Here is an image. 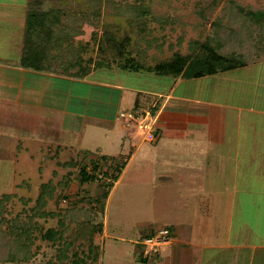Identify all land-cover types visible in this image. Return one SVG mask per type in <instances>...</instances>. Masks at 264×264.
<instances>
[{
    "label": "rangeland",
    "instance_id": "1",
    "mask_svg": "<svg viewBox=\"0 0 264 264\" xmlns=\"http://www.w3.org/2000/svg\"><path fill=\"white\" fill-rule=\"evenodd\" d=\"M84 1L87 0H74L68 8L73 12V18L75 14L100 16L98 23L93 22L94 25L99 24L97 29L101 30L99 34L97 33L94 48L92 47L95 57L96 43L101 32L104 29L110 30L118 39L129 27V19L116 16L113 13V5L105 0H100V4L94 2L90 6ZM236 1L243 7L257 6L258 3V0ZM228 2L229 0H146L152 14L166 20L163 29L156 21H151V25L155 26V35L159 37L157 42L163 44H159V48L152 47L148 55L161 57L169 55L172 48L179 47L176 42L181 35L185 36L187 41L196 38L203 40L213 35L214 28L211 22L223 18L229 7ZM41 5L42 8L43 3ZM161 35L166 36L165 39H162ZM94 39L95 37L92 38ZM187 44L186 41L182 43V50L187 49ZM141 45L145 46V43L141 42ZM131 49L135 54L133 43ZM260 64L227 71L216 77L180 78L174 86V93L195 99H168L160 112L153 113L154 119L150 123V129L155 139L152 141H146L138 136L133 130L134 125L125 126L128 121L120 118L118 112L135 114L138 109L147 108L150 103L147 97L155 96L144 91L162 89L155 75L98 70L102 72L99 74L106 81L124 83L137 91L142 90L141 94L137 95L136 91L123 89L120 110L116 112L113 106L114 115L118 116L114 122L101 120L95 123V119L83 118L82 126L76 128V132L72 131L73 133L62 132L61 129L60 132L56 127L52 130L46 121L47 118L42 116L48 107L53 109L51 114L55 110L61 112L62 106H66L68 110L81 109L77 99L66 98L69 84L63 81L52 80L49 83L41 81L38 90H43L45 86L46 98L41 96L40 126H35L42 134L39 137L30 136L35 126L27 127L25 124H29L27 120H18L15 109L8 110L6 123L2 124L7 125L10 132L8 131V135L0 133V197L2 194H9L11 199L6 202L5 211L0 216L3 220L0 225V264H62L55 259L57 244L51 245V242L44 241L37 232L35 233L37 238L31 244L30 251L18 252L28 257L27 261L18 253L12 256L13 260H7L15 250L13 242L3 233L2 229H5L7 224L4 221L16 214H22V217L29 214L41 224L42 230L58 229L60 220H64L61 213L69 209L68 213L72 215L66 213L65 222L70 225V220L74 221L73 217L78 214L79 208H89L83 201L77 202L74 206L73 200L80 198L76 193L81 196H95L103 186L93 181L79 189L77 168L60 164L71 159H82L87 161L88 165L90 158L97 159L102 155L114 156V160L122 167L104 207L99 212L103 230L101 235H96L100 248L95 264H236L233 257L237 256L241 249L219 247L223 237L222 229L226 231L229 228L231 215L232 221L235 222L226 231L231 245L234 240L250 241L257 237L255 226L259 214L256 207L251 206L252 204L249 206L240 199L235 201V208L227 214L229 209L227 212L224 211L228 197L226 193L233 186L237 188L250 187L252 184L254 186L256 183L254 169L262 167L264 170V166L252 164L251 156L246 155L247 158L244 159L239 155L240 142L236 133L237 128L243 129L246 126L247 131L256 139V127L264 126V118L250 113L245 114L234 106L240 104L242 96L244 101L247 100L248 88L254 91V86L242 81L244 78L249 80ZM261 68L264 69V64ZM77 88L83 91L87 89L82 86ZM101 91L103 94L111 93L104 88ZM93 92H100V89H94ZM136 98L142 103L141 108L135 107ZM229 104L234 106L230 107ZM105 105L108 106L106 103ZM107 108L112 109L109 106ZM88 109L101 111L92 105ZM67 120L70 121L69 118ZM1 130L3 131L2 126ZM18 130H22L28 137H24L25 141L19 142L20 147L13 148L14 135L19 132ZM16 131L18 132L15 133ZM262 131L264 132V127L260 131L264 134ZM57 144L69 148L60 150V155L55 159L43 161V152L47 146L55 147ZM191 146L195 147V151ZM179 173L186 175L187 178L177 180L176 176ZM43 185L52 192L51 196H45L46 203L42 207L44 211L55 213L50 217L40 216L37 211L39 209L36 208V198ZM206 192L211 196L205 198ZM198 204H215L212 214L206 219L210 237L215 239L212 240V244L216 246L208 249L189 246L185 262L167 258L168 251L163 254L161 260V252L167 250L176 240L172 236L169 241L156 247V252L152 253L156 258L153 263L151 259H148L147 263H141L139 254L145 256L142 241L150 233L157 234L166 227H175L178 222L189 224L188 221L193 226L196 225L195 228L199 231L202 218L196 214ZM239 204L242 205V213L237 209ZM234 227L237 230H234ZM170 230L172 232V229ZM79 244L86 250L87 241L77 240L76 245ZM63 264L70 263L65 261Z\"/></svg>",
    "mask_w": 264,
    "mask_h": 264
},
{
    "label": "trees",
    "instance_id": "2",
    "mask_svg": "<svg viewBox=\"0 0 264 264\" xmlns=\"http://www.w3.org/2000/svg\"><path fill=\"white\" fill-rule=\"evenodd\" d=\"M105 1L113 5V13L116 16L129 19V27L118 39L110 30L104 29L101 32L97 41L92 68H74L68 65L74 29L73 12L71 10L63 12L60 9H53L50 12L42 9L36 10L37 8L34 6L29 9L26 19L25 50L21 55L23 65L69 76H84L91 69L94 71L108 70L114 72L120 70L136 74H152L159 79L158 85L162 88L157 90H169L179 77L198 78L213 75L256 63L264 57V6L262 5L243 7L236 0H229V7H227L223 18L211 22L214 28L213 35L211 34L203 40L196 38L188 41L185 36L181 35L176 42L179 47L172 48L169 55L161 57L148 55V51L152 47L159 48V44H163V42H157L159 37L155 35V26L151 25V21H156L157 25L163 29L166 20L153 15L146 4V0ZM94 2L100 4V0H87L86 4L90 6ZM65 13H67L66 17L71 15L70 23H60V18ZM57 25L59 26L57 27ZM52 37L61 43L65 41V46L59 44L55 47ZM161 37L165 39L166 36L161 35ZM185 41L188 43L187 49L182 50L181 45ZM29 42L30 45H28ZM38 42H43V44L52 42V46L50 45V48L49 45L40 46L36 44ZM141 42H144L145 46H142ZM132 43L135 54L132 53ZM34 44L36 45L33 46ZM50 49H58V51L51 53ZM136 94L139 95L141 92ZM147 99H150V103L146 109L155 113L162 104L163 98L147 97ZM134 104L136 108L142 107L138 98L135 99ZM43 154V161L55 159L60 155V148L49 147ZM114 159V156L102 155L97 159L90 158L88 165L87 161H82V159L62 162L60 165L77 168L79 189H83L84 184L93 181L102 185L103 189L95 196H81L76 193L80 198L73 200L74 206L77 202L83 201L89 205V208H79L78 214L73 217L74 221L70 220V225L73 224L71 226L65 222V216L70 211L69 209L61 213V218L64 217V220H60L61 224L58 229L42 230L41 224L29 214H25L24 217L21 216L22 214H16L9 219L4 218V222L7 224L5 229H2L3 233L13 242L15 250L7 260H13L12 256L15 253L29 252L31 244L37 238L35 234L37 232L44 241L51 242V245L57 244L55 259L62 264L65 261L70 264H95L100 248L96 235H101L103 230V221L99 220V212L104 207L105 200L121 173L122 166ZM51 194L52 192L46 189V185H43L38 193L36 208L39 209L37 211L40 216L50 217V215L55 214L42 209L46 203L45 196H51ZM10 199L9 194L1 195L0 216L3 215L6 202ZM96 207L99 209L97 210ZM2 221L0 219V225ZM164 229L168 231V237H172L170 230L172 227ZM152 235L154 234L150 233L147 236ZM77 240L87 241L86 250L83 245H80V242L79 245H76ZM19 255L21 258L24 257L22 254ZM139 255L141 263L149 262L148 259H151L152 263L156 260L152 253H148L147 256ZM23 259L27 261L28 257Z\"/></svg>",
    "mask_w": 264,
    "mask_h": 264
},
{
    "label": "crops",
    "instance_id": "3",
    "mask_svg": "<svg viewBox=\"0 0 264 264\" xmlns=\"http://www.w3.org/2000/svg\"><path fill=\"white\" fill-rule=\"evenodd\" d=\"M73 2L74 0H0V133H2V135H8V131L10 132L8 126L2 124L6 123L5 119L8 115V110L11 109H15L18 120L25 119L27 120L26 122H29V124L25 123L27 127L33 128L35 125L40 126L41 117L39 115V109L41 104V96L46 98V89H44L45 86L43 87V90H38L40 88L39 84L41 81H44L46 83H49V81L51 82L52 80L67 82V84L69 85L66 98L68 97L69 99L71 97H74L75 99H77L76 101L79 102V104L81 105V109L69 110L66 106H62L61 112L55 110L53 114H51V111L53 109L50 107H48V110L43 111L42 116L44 118H47L46 121L47 123H49L52 130H55L56 127L58 128V131H60L61 129L62 132L68 133H71L72 131L76 132L77 130L75 129L82 126L83 123L81 120L83 118L95 119V123L96 121L99 122L101 120L114 122L116 120V117L118 116L114 115L115 113L113 111V106L116 109V112L120 110V103L123 100L122 90L128 89L136 92L142 91H137V89H133L134 87L126 86L124 83H119L117 81H106L101 76V74H99L102 72L94 71L92 69L89 73L85 74L84 76H69L62 73L38 70L23 65V63L21 62V55L25 50L26 19L28 11L29 9H31V6L37 8L36 10L42 9L50 12V10L53 9H60L63 12H67L69 10L68 6H70V4H72ZM42 3L43 7L41 8L40 6H42ZM257 5L264 6V1L262 2L258 0ZM66 16L67 13L63 14L62 18H60V23H70L71 15L69 14L68 17ZM100 19V16H96L95 14H75L73 36L70 46V54L68 57L69 66L74 68H92L94 60L93 48L97 40V36L101 31L100 29H97L99 24L94 25L93 22L98 23V20L100 21ZM58 26L59 25H57V27ZM94 37L95 39L92 40V38ZM52 42L55 47L59 44L60 46L63 45L64 47L66 44L65 41L61 43V41H55L54 38ZM51 43L48 42L46 44H43V42H38L36 44H39L40 46L49 45L48 47L50 48ZM36 44H34L33 46H35ZM28 48H30V46H28ZM56 51H58V49H50L51 53H56ZM259 63L261 64L254 70V73L251 74L249 80H246L244 78V80L242 81L244 83H247L248 85L254 86V91L252 92V90H249L251 88H248L249 95L246 96L247 100L244 101L242 96L240 104H236L235 106L234 104H229L228 106H234V108L245 112V114L250 113L256 115L257 117L264 118V69L261 68L264 64V57H262L256 63H250L241 68L258 65ZM234 70L237 69L229 71ZM225 72L207 76L216 77L218 74L220 75ZM180 78L184 77H179L169 90L156 89L155 91H144L148 92L150 95H154L155 98H163L162 104L160 105L157 112H160L163 109V106L168 99L188 98L186 96L177 95L176 93H174V86ZM253 78L256 79L253 80ZM77 86L86 87L87 89L83 91V89L77 88ZM103 88L111 93H101V90H103ZM94 89H100V92H93ZM242 93L244 94L245 91H242ZM188 99L193 100L195 98ZM93 102L95 104H93ZM105 103L109 107H112V109H108V106H106ZM90 105L100 108L101 111H89L88 107ZM121 112L123 111H119L118 113L120 114ZM57 116H59V118H56ZM67 118H69L70 121H68ZM64 125L66 126V128H63ZM1 126L3 131L1 130ZM263 127L264 126L256 127V139H254L252 134L247 131L246 126L244 127L246 128V130H244V128H237L238 133H236V137L240 142L239 155L244 159L247 158L246 155L251 156L250 161L252 162V164H255L257 166H264V134L260 132ZM18 131H16L15 133H18L14 135L15 140L13 141V143L15 144H13V148L20 147L19 142L25 141L28 137L26 134L23 133L22 130ZM31 131L33 132L30 135L32 137H39L40 134H42L37 126H35V130L32 129ZM13 133L14 131H12V134ZM49 147H59L61 151L69 148L63 146L62 144H57V146L55 147L47 146V148ZM191 147L194 148L195 151V147ZM196 150L199 151V148L196 147ZM254 170V176L256 177V183L254 186L253 184L250 187L246 186L244 188H237L233 186L226 193L230 198L229 199L228 197H226L227 203H225L226 205H224V211L227 212V210L229 209V212H227V214L232 212L233 208H235V201L239 199L241 200V202H246L249 206L250 204H252L251 206H253L254 208L256 207L255 209L259 214L257 219L258 221L255 226L257 227V237L255 236L250 241L234 240L233 244L231 245V240L229 236H226V231L230 228V225H233L235 222L232 221L231 215V222L228 224L229 228L227 227L228 229H226V231L224 230V228L222 229L223 237L221 239L222 242L219 247L227 249L232 247L235 249H241L240 253L237 256L233 257V260L236 264H264V170L262 169V167H259L258 170ZM176 177L178 178L177 180L187 178L186 175L181 173L177 174ZM208 195L211 196V194H207V192L204 193L205 198H208ZM198 205L199 206L196 210V214L199 215L200 219L202 218L199 231L196 230V225L193 226L190 221H188L189 224H187L186 221H184L186 223L178 222L175 227H172V236L176 240L171 246H168L167 250L164 249L163 253L161 252V260L163 254L168 251L167 258L174 261L179 259L181 260V262H185L187 261L185 260L186 255L189 254V246L194 245L196 248L207 249L216 246L212 244V240L215 239L210 237L211 233L209 232V224L207 223L208 220L206 219L209 217V215L212 214L215 204ZM237 209L239 210V212L242 213L241 204H239ZM233 229L237 230L235 227ZM253 231H255V229H253Z\"/></svg>",
    "mask_w": 264,
    "mask_h": 264
},
{
    "label": "built area",
    "instance_id": "4",
    "mask_svg": "<svg viewBox=\"0 0 264 264\" xmlns=\"http://www.w3.org/2000/svg\"><path fill=\"white\" fill-rule=\"evenodd\" d=\"M119 117L122 119H127L128 121L127 125H134V132L141 136L142 139L146 141H152L155 139V135L152 133L150 129V123L153 121L154 117L151 113L150 109H138V111L133 113H127L121 112L119 114ZM168 231L166 229L159 230L157 234H154L152 236H146L144 237L142 244L145 248V256L148 255V253H155L156 247L161 243H166L169 241L171 237H168Z\"/></svg>",
    "mask_w": 264,
    "mask_h": 264
}]
</instances>
